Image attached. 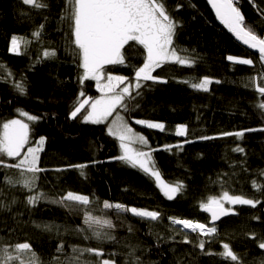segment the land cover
Listing matches in <instances>:
<instances>
[{"label":"trees","instance_id":"obj_1","mask_svg":"<svg viewBox=\"0 0 264 264\" xmlns=\"http://www.w3.org/2000/svg\"><path fill=\"white\" fill-rule=\"evenodd\" d=\"M40 2L47 7L36 8L22 0H0V123L22 119L30 125L32 142L45 137L39 154L38 166L45 169L37 174L39 191L50 199L68 190L88 195L93 201L89 210L94 216L112 221L115 228L110 231L116 239L85 240V233L77 231L85 227L80 221L83 209L70 211L44 200L28 205L27 189L4 182L6 177L21 179L20 170L0 165V200L6 204L16 201L10 210L0 209V245L30 242L40 264H68L75 255L73 247H102L105 255L101 259L111 258L116 264H227L218 255L206 252L220 253L222 243H229L242 264H264V249L258 246L264 239V131L260 130L264 129V111L257 107L264 97L255 90L257 84L264 85V62L260 57L239 46L217 25L205 0H164L169 15L178 22L174 47L180 56L194 58L195 63L191 67L163 64L152 74L167 83L142 81L146 86L129 104V111H117L147 138L149 145L143 150H155L152 158L162 179L169 184L183 183L182 193L168 200L140 170L112 159L120 155L119 142L107 133L115 113L103 124L85 123L82 115L70 118L80 101L97 99L100 93L94 80L80 82L83 69L72 44L70 22L61 20L66 0ZM236 4L246 23L264 38V17L258 11L264 9V0H236ZM37 31L39 38L33 36ZM13 36L21 38V54L9 51ZM46 50L55 55L45 57ZM122 54L125 64L105 66L103 75L124 76L134 83L135 69L143 65L145 50L129 42ZM229 56L254 63H234ZM205 76L212 80L207 92L183 83ZM14 82H22L26 94H20ZM20 111L40 119L27 121ZM135 120L161 122L166 130L145 128ZM181 124L187 129L185 136L175 134ZM237 131H244L243 137L221 135ZM204 136L214 138L200 139ZM29 146L35 144L26 145L22 155ZM165 146L172 147L169 150ZM236 147L244 152L233 151ZM4 159L15 163L20 158ZM77 164L89 165L84 170L86 177L79 169L69 167ZM224 190L260 203L255 207H232L233 213L215 225L218 235L202 237L189 232L190 243H185L186 231L171 224L169 218L209 223L200 204L222 196ZM104 201L159 211L161 215L153 221L118 213L104 209ZM37 225L53 227L45 231ZM201 239L208 241L204 251L197 246ZM60 245L63 251L57 252ZM81 259L93 264L97 260L88 254Z\"/></svg>","mask_w":264,"mask_h":264},{"label":"snow or ice","instance_id":"obj_2","mask_svg":"<svg viewBox=\"0 0 264 264\" xmlns=\"http://www.w3.org/2000/svg\"><path fill=\"white\" fill-rule=\"evenodd\" d=\"M23 3L36 8L47 7V4L41 3L40 0H23ZM208 3L215 10L220 22L250 49H257L260 61L264 62V38L260 37L255 29L246 23V18L237 6L236 0H208ZM258 11L264 17V9L258 8ZM61 20L70 22L72 44L78 50L79 66L83 69L80 82L94 80L101 92V96L97 99L86 98L80 101L78 106H75L73 111H71L70 118L75 119L82 115L83 122L100 124L104 123L115 113V119L109 125L108 133L119 141V147L122 152L119 156L112 159L119 160L131 168L140 170L154 181L168 200L175 199L178 193H182L184 189L183 183L169 184L162 179L161 171L152 158V152L155 150H143L148 146L147 138L141 134L134 133L125 118L117 111V109L129 111V104L141 95L140 89L146 86L141 83L142 81L167 83V80L152 74L163 64L177 63L191 67L195 63L194 58L180 56L178 50L174 47L173 37L178 22L174 21L169 15L164 0H66ZM40 28L42 29L43 25ZM33 36L39 38L40 31L34 32ZM20 39L16 36L12 37L10 52L21 54ZM129 42H136L138 45L143 46L146 53L143 65L135 69V83L133 84L129 81L126 86L121 88L119 85L125 84L128 78L111 75L107 77V83H103V73L106 65L125 64L126 57L122 54V49ZM49 55L54 56L55 52L46 50L44 56L48 57ZM228 60L244 65H252L254 63L251 59H241L233 56H229ZM261 75H264V73ZM183 83L189 84L195 90L207 92L212 80L205 76L198 81L193 78V80H186ZM14 86L20 94H26L22 82H14ZM255 90L261 97H264V85L257 84ZM80 96L83 97L84 93L81 92ZM257 107L264 111V101L259 103ZM19 115L26 117L27 121L31 122L40 119V117L24 111H20ZM135 123L146 126L149 129L166 130L165 125L161 122L135 120ZM260 130L264 131V129ZM30 131L29 123L22 119L13 118L0 123V165L20 170L21 176V179L18 180L6 177L4 182L12 187L19 184L22 188L27 189L30 193L27 197L28 205L35 206L38 202L44 200L59 204L70 211L83 209L85 227L77 229V231L85 233V240L96 239L101 242L104 240H115V236L110 231L115 228V225L106 216L93 215L92 211L89 210L93 201L88 195L68 190L58 198L50 199L47 193L39 191L37 185L39 176L37 174L45 171V169L38 166L39 154L43 150L46 138L41 136L38 140L32 142L30 140ZM244 131H256V129H246ZM244 131L235 133L224 132L221 135H235L241 138L244 135ZM186 132L185 125L181 124L176 127L175 134L177 136H185ZM213 138L204 136L200 139ZM184 142L189 143L191 141L185 140ZM31 143H34L35 146L27 147V151L23 152L22 155V150ZM135 143H139L141 147L133 148L131 145ZM165 147L170 150L172 146ZM233 151L244 152V149L236 147ZM5 157L14 160L16 158L20 159L15 163H6ZM69 167L79 169L80 175L86 177L84 170L89 165L77 164ZM57 171L61 170L57 169ZM253 186L256 187L257 191L260 190L256 181H253ZM14 203H16L15 199L10 204L0 200V209L10 210L11 204ZM225 203L228 205H250L255 207L260 201L246 198L243 194L230 195L227 190H224L222 196L210 197L206 202L200 204V208L211 215L209 223H201L192 219L172 217L169 219L171 224L180 226L181 230H188L185 232V243H190L187 239L189 232L197 233L202 237H215L218 235V228L215 226V222L234 211L231 207H225ZM103 208L106 210L115 209L118 213H131L134 216L149 218L153 221L157 220L161 215L159 211L138 209L109 201L103 202ZM37 227H42L45 231H51L53 226L37 225ZM129 230L131 231V228ZM88 232H91V236L87 235ZM253 238H255L254 234ZM206 243H208L207 240L201 239L197 246L204 251ZM258 246L260 249H264V239H261ZM62 251L63 245L58 246L57 252ZM73 253L75 255L69 260L68 264H93L91 261L81 259L85 254L95 256L97 258L95 264H116V261L111 258L101 259L105 255L102 247H73ZM206 254L218 255L227 264H242V258L234 252L229 243H222V251L220 253L206 252ZM0 264H40V262L30 242H18L15 245H0Z\"/></svg>","mask_w":264,"mask_h":264},{"label":"water","instance_id":"obj_3","mask_svg":"<svg viewBox=\"0 0 264 264\" xmlns=\"http://www.w3.org/2000/svg\"><path fill=\"white\" fill-rule=\"evenodd\" d=\"M207 3V6L215 20V22L217 23V25L229 36L231 37L239 46H241L242 48H244L245 50L249 51L250 53L259 56V52L257 49H250L247 45H245L241 40L237 39V37L228 30V28L222 24L220 22V20L217 18L215 10L212 8V6L208 3V0H205ZM204 212V211H203ZM208 215L209 217V222L211 221V215L210 213L204 212ZM227 217V216H226ZM226 217H222L219 221L215 222V225H217L219 222H221L222 220H224ZM211 226V225H210Z\"/></svg>","mask_w":264,"mask_h":264},{"label":"rangeland","instance_id":"obj_4","mask_svg":"<svg viewBox=\"0 0 264 264\" xmlns=\"http://www.w3.org/2000/svg\"><path fill=\"white\" fill-rule=\"evenodd\" d=\"M22 2H23V0H22ZM31 6V5H30ZM143 47V46H142ZM106 66H108V65H106ZM107 77L108 76H104V80H103V83H107ZM96 82V81H95ZM129 81H126L125 82V84H121V85H119V87H124V86H126L127 85V83H128ZM114 83H115V81H114ZM134 83H135V81H134ZM133 83V84H134ZM96 90H98V92L100 93V96H101V92L99 91V89H98V87H97V83H96ZM111 117H109V119H110ZM108 119V120H109ZM113 119H115V115L112 117V119L108 122V125H107V133H108V127H109V125L111 124V122H112V120ZM108 120H106V121H108ZM105 121V122H106ZM104 122V123H105ZM89 124H92V123H89ZM100 124H103V123H100ZM129 124V123H128ZM129 126L133 129V132L134 133H138L136 130H135V128H133L130 124H129ZM139 126H142V127H145V128H147L146 126H143V125H139ZM152 130H155V131H161V130H158V129H152ZM175 132H176V129H175ZM109 134V133H108ZM138 134H140V133H138ZM142 135V134H141ZM110 136H112V135H110ZM112 137H114V136H112ZM115 138V137H114ZM116 139V138H115ZM118 141V140H117ZM119 142V141H118ZM148 145H149V143H148ZM133 148H135V146H138V147H141V145H139V143H135V144H133V145H131ZM148 147V146H147ZM120 148V147H119ZM120 150V154H121V152H122V150H121V148L119 149ZM167 183V182H166ZM158 188V187H157ZM159 189V188H158ZM160 190V189H159ZM161 192V191H160ZM162 193V192H161ZM163 194V193H162ZM164 196V195H163ZM165 197V196H164ZM166 198V197H165ZM167 199V198H166ZM234 206H236V205H228L227 203H225V207H234ZM117 218H120V217H117ZM145 219H149V218H145ZM80 221L84 224V214L81 216V219H80ZM175 226H177V225H175ZM180 227V226H179ZM131 228V227H130ZM129 228V229H130ZM183 231H185V230H183ZM91 233V232H90Z\"/></svg>","mask_w":264,"mask_h":264},{"label":"bare ground","instance_id":"obj_5","mask_svg":"<svg viewBox=\"0 0 264 264\" xmlns=\"http://www.w3.org/2000/svg\"><path fill=\"white\" fill-rule=\"evenodd\" d=\"M185 231H188V230H185Z\"/></svg>","mask_w":264,"mask_h":264}]
</instances>
